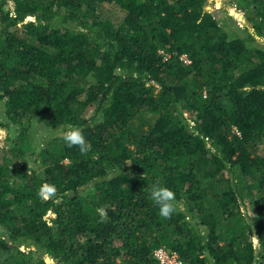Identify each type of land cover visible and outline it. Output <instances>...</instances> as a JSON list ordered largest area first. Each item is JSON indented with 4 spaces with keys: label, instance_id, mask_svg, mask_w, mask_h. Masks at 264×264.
<instances>
[{
    "label": "trees",
    "instance_id": "1",
    "mask_svg": "<svg viewBox=\"0 0 264 264\" xmlns=\"http://www.w3.org/2000/svg\"><path fill=\"white\" fill-rule=\"evenodd\" d=\"M208 1L0 0V264H264V0Z\"/></svg>",
    "mask_w": 264,
    "mask_h": 264
},
{
    "label": "clouds",
    "instance_id": "2",
    "mask_svg": "<svg viewBox=\"0 0 264 264\" xmlns=\"http://www.w3.org/2000/svg\"><path fill=\"white\" fill-rule=\"evenodd\" d=\"M180 60L183 61L184 64L189 63V60L185 55H182L180 57ZM63 139L69 148L78 147L81 153L90 150V145L88 144L84 134L78 128L67 130L63 135ZM48 192L51 194L52 192H54V188L49 187ZM151 199L158 206L159 215L163 218H170L176 211L175 193L168 187H154L151 192ZM97 212L102 220L106 218V211L103 208L97 209ZM159 251L163 252L166 255L165 258L172 257L175 264V254L167 255L163 250ZM162 263L167 264L166 261Z\"/></svg>",
    "mask_w": 264,
    "mask_h": 264
},
{
    "label": "rangeland",
    "instance_id": "3",
    "mask_svg": "<svg viewBox=\"0 0 264 264\" xmlns=\"http://www.w3.org/2000/svg\"><path fill=\"white\" fill-rule=\"evenodd\" d=\"M9 4L12 9V3L10 2ZM235 4H236L235 0H210L204 6V10L206 12H220L222 14L226 10L229 13V15L232 16V19L226 17H220V20L224 23L225 20L228 19V21H226V23L224 24L225 28L228 30L229 33L235 36H243L244 32L242 30H244V27H248V31L253 32L250 23L247 21L244 15H242V13L236 9ZM222 14L220 16H222ZM104 15L106 16V13H104ZM116 21L117 20H115V23H117ZM255 38H256V44L264 45L263 37L255 36ZM144 119H146L145 115H144ZM45 134H48V132L47 133L45 132ZM6 135H7V130L1 129L0 146H3V140L5 139ZM161 258L165 260L167 264H174L173 262L174 260L172 257L165 258L163 255H161ZM44 260L48 264H55V262L47 256L44 257Z\"/></svg>",
    "mask_w": 264,
    "mask_h": 264
},
{
    "label": "built area",
    "instance_id": "4",
    "mask_svg": "<svg viewBox=\"0 0 264 264\" xmlns=\"http://www.w3.org/2000/svg\"><path fill=\"white\" fill-rule=\"evenodd\" d=\"M161 255H163L164 257H166V255H165L163 252H161V251H157V256H158V258L161 260V262H164L165 260H163V259L161 258ZM175 264H177V263L175 262Z\"/></svg>",
    "mask_w": 264,
    "mask_h": 264
}]
</instances>
